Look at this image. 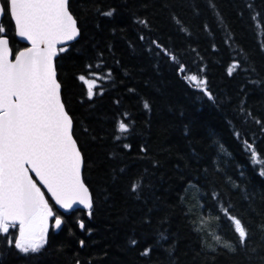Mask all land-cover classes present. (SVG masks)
Returning a JSON list of instances; mask_svg holds the SVG:
<instances>
[{
    "label": "trees",
    "instance_id": "16d2710c",
    "mask_svg": "<svg viewBox=\"0 0 264 264\" xmlns=\"http://www.w3.org/2000/svg\"><path fill=\"white\" fill-rule=\"evenodd\" d=\"M70 6L82 34L56 68L85 157L92 214L57 212L61 230L54 233L50 222L38 254H19L0 236V264H264V232L257 228L264 224V165L248 148L264 161V129L255 122H264V0H70ZM1 24L13 51L25 47L7 14ZM152 41L189 74L205 77L213 99L178 75ZM236 60L240 68L229 76ZM90 71L104 77L91 100L79 80L93 79ZM122 119L130 130L117 139ZM133 183L141 185L136 192ZM220 205L248 226L246 249L202 251V240L219 247L216 235L237 243Z\"/></svg>",
    "mask_w": 264,
    "mask_h": 264
},
{
    "label": "snow or ice",
    "instance_id": "6c2138e0",
    "mask_svg": "<svg viewBox=\"0 0 264 264\" xmlns=\"http://www.w3.org/2000/svg\"><path fill=\"white\" fill-rule=\"evenodd\" d=\"M5 14L14 22L15 36L27 41L29 46L13 51L5 35L7 29L0 24V236L7 247L29 256L45 248L50 222H54L51 226L56 229L64 222L57 213V206L67 211L74 205H83L89 215L94 206L82 175L85 157L76 136L74 117L63 98V85L56 68L57 58L67 52V46L82 33L79 20L71 11L70 0H0V17ZM102 14L112 16L113 11ZM139 22L147 26L146 21ZM152 43L159 49L157 55L168 57L174 71L191 87L213 99L205 77L189 74L186 65L173 53L156 41ZM88 68L91 70L92 65ZM239 68L240 61L236 60L227 74L231 76ZM90 75L94 78L79 76L87 87L89 100L100 87L98 82L104 79L97 72L90 71ZM100 92L103 93L102 88ZM144 108H149L147 102ZM255 122L264 129V122L259 119ZM129 130L130 125L120 120L117 139ZM248 148L253 161L264 165L253 145L248 144ZM260 174L264 176V171ZM140 186L133 183L131 191L136 192ZM213 198L219 202L216 193ZM220 207L232 225L237 243H221V236L216 235L219 247H208L202 240V251L206 247L211 253L220 248L231 253L238 247L246 249L251 239L248 226L232 215L229 208ZM216 219L219 222L220 217ZM79 226L84 228L83 221ZM257 228L264 232V224ZM131 243L135 245L137 241ZM80 245H84L83 240ZM150 250L147 248L141 254L148 255Z\"/></svg>",
    "mask_w": 264,
    "mask_h": 264
},
{
    "label": "water",
    "instance_id": "95a60500",
    "mask_svg": "<svg viewBox=\"0 0 264 264\" xmlns=\"http://www.w3.org/2000/svg\"><path fill=\"white\" fill-rule=\"evenodd\" d=\"M3 17H4V15H3ZM3 17H0V24H1V22H2ZM12 24H13V26H14V22H12ZM15 38H16V40H17L19 43H21V44L24 45L25 47L29 46L28 43H27V41H24V40H22L21 38H19V37H17V36H15ZM79 38H80V37H78L77 41L79 40ZM77 41H73V42H71L70 45L76 43ZM70 45H69V46H70ZM69 46H67V47H69ZM57 59H58V58H57ZM56 61H57V60H56ZM83 170H84V168L82 169V175H83ZM56 210H57V212L60 213L61 215L70 214V213H73V212H76V211H84V212H88V211H89L88 209L84 208L83 205H74L72 209L67 210V211H65L64 209H60V208L57 206V207H56ZM61 227H62V225H61ZM61 227H60L59 229H56V228L53 227L54 232H55L56 234L59 233L60 230H61Z\"/></svg>",
    "mask_w": 264,
    "mask_h": 264
}]
</instances>
